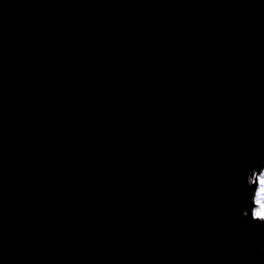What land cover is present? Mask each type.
<instances>
[{"label":"water","instance_id":"obj_1","mask_svg":"<svg viewBox=\"0 0 264 264\" xmlns=\"http://www.w3.org/2000/svg\"><path fill=\"white\" fill-rule=\"evenodd\" d=\"M264 0H0V264H264Z\"/></svg>","mask_w":264,"mask_h":264},{"label":"rangeland","instance_id":"obj_2","mask_svg":"<svg viewBox=\"0 0 264 264\" xmlns=\"http://www.w3.org/2000/svg\"><path fill=\"white\" fill-rule=\"evenodd\" d=\"M252 181L256 182L253 213L264 219V169L261 177Z\"/></svg>","mask_w":264,"mask_h":264},{"label":"bare ground","instance_id":"obj_3","mask_svg":"<svg viewBox=\"0 0 264 264\" xmlns=\"http://www.w3.org/2000/svg\"><path fill=\"white\" fill-rule=\"evenodd\" d=\"M262 173H263V170H262L260 173H258V174H254V175L251 177V180L259 179V178L261 177Z\"/></svg>","mask_w":264,"mask_h":264}]
</instances>
